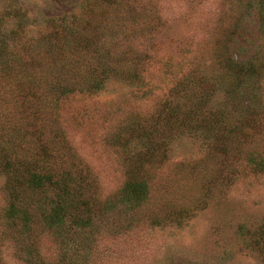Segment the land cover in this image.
<instances>
[{
	"label": "trees",
	"instance_id": "16d2710c",
	"mask_svg": "<svg viewBox=\"0 0 264 264\" xmlns=\"http://www.w3.org/2000/svg\"><path fill=\"white\" fill-rule=\"evenodd\" d=\"M222 1L174 71L167 61L174 82L154 111L130 116L123 146L132 148L133 137L137 145L125 152L126 179L101 199L100 178L69 140L61 106L111 80L141 86L169 28L166 1L62 0L44 16L35 0H0V175L8 198L1 238L14 264H48L45 234L56 244L53 264H97L93 235L111 228L113 216L129 228L154 198L152 223L181 226L194 215L191 191L210 199V185L264 172V0ZM184 136L205 156L164 171L171 143ZM238 233L264 264V220Z\"/></svg>",
	"mask_w": 264,
	"mask_h": 264
},
{
	"label": "rangeland",
	"instance_id": "374dc122",
	"mask_svg": "<svg viewBox=\"0 0 264 264\" xmlns=\"http://www.w3.org/2000/svg\"><path fill=\"white\" fill-rule=\"evenodd\" d=\"M165 1L169 28L155 42V55L144 83L134 86L111 80L100 92L76 94L61 106L69 140L100 178L101 199L112 195L126 179L125 152L137 145L133 137L132 148L128 144L123 146V140L129 141L126 129L130 116H140L138 120L149 117L174 82V77L166 71L169 70L167 61L173 63L174 71L179 56L188 50V41L205 34L206 21L218 18L219 7L225 3L222 0ZM52 3L63 4L62 0L49 4L35 0L33 8L46 16L55 10L50 6ZM191 8L196 11L191 12ZM252 28L249 29L254 32ZM203 156L204 150L197 139L178 138L169 147L164 171L174 172L179 163L186 164L184 169H188ZM4 180L5 176L0 175V260L14 264L17 260L12 246L7 238H1L5 231L2 216L8 202ZM184 181L181 184L185 186ZM209 189L210 199L201 197L199 191H191L186 203L194 215L181 226L169 220L163 225L152 223L153 213L158 212L154 198L143 211L139 210L135 216L139 221L129 228L124 226L123 217L113 216L111 228L93 235V260L97 264H262L261 257L243 245L238 230L242 224L251 227L264 220V172L242 173L232 184L219 181ZM174 201L180 202V198L175 196ZM40 244L48 264H53L56 244L47 234Z\"/></svg>",
	"mask_w": 264,
	"mask_h": 264
}]
</instances>
